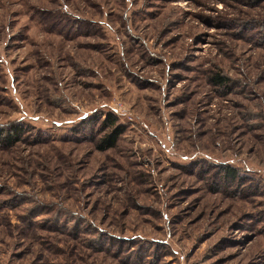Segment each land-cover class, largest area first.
<instances>
[{
  "label": "rangeland",
  "instance_id": "obj_1",
  "mask_svg": "<svg viewBox=\"0 0 264 264\" xmlns=\"http://www.w3.org/2000/svg\"><path fill=\"white\" fill-rule=\"evenodd\" d=\"M13 125L0 264H264V0H0Z\"/></svg>",
  "mask_w": 264,
  "mask_h": 264
},
{
  "label": "trees",
  "instance_id": "obj_2",
  "mask_svg": "<svg viewBox=\"0 0 264 264\" xmlns=\"http://www.w3.org/2000/svg\"><path fill=\"white\" fill-rule=\"evenodd\" d=\"M227 78L221 76L219 74H215L211 77V81L216 85L225 84ZM109 123L113 122V118L106 119ZM19 126L13 125L9 129H4L0 127V147L8 146L15 141L16 135L19 132ZM121 127L116 126L110 133L106 136L102 137L101 142L99 143L100 148H106L109 146H113L118 134L121 132ZM219 172L221 173L222 183L225 185L234 182L235 180H240L241 176H239L236 168L229 166L227 164L218 165Z\"/></svg>",
  "mask_w": 264,
  "mask_h": 264
}]
</instances>
